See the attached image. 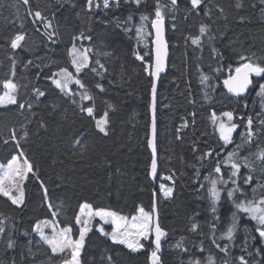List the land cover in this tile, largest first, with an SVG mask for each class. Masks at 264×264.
<instances>
[{"label":"trees","instance_id":"1","mask_svg":"<svg viewBox=\"0 0 264 264\" xmlns=\"http://www.w3.org/2000/svg\"><path fill=\"white\" fill-rule=\"evenodd\" d=\"M165 2L120 0L104 9L99 0L101 7L90 11L87 0H0V97L11 82L17 101L0 106V162L9 165L24 154L34 173L22 207L0 195V264H68L71 252L53 255L35 228L55 220L79 238L76 220L84 204L133 217L140 209L153 214L156 203L167 233L160 264H241V257L247 264H264L259 225L237 207L264 199V160L259 159L264 97L258 94L264 76H254L246 98L231 97L224 87L248 60L264 67V4L203 0L193 8L191 0H177L172 9ZM158 10L167 21L171 57L158 94L159 177L153 182V38L144 39L140 30L152 29ZM49 22L53 35L45 26ZM17 35L25 39L13 49ZM194 39L200 43L193 44ZM75 47L87 49L91 61L80 76L83 87L63 92L53 80L63 70L72 71ZM229 112L238 131L226 143L216 118ZM105 113L107 136L96 126ZM236 151L251 163L233 176L225 163ZM218 175L228 184L215 203L211 190ZM169 188L171 196L165 194ZM99 228L93 224L81 264H152L153 239L133 252L111 240V228ZM11 241L14 249L8 248Z\"/></svg>","mask_w":264,"mask_h":264},{"label":"snow or ice","instance_id":"2","mask_svg":"<svg viewBox=\"0 0 264 264\" xmlns=\"http://www.w3.org/2000/svg\"><path fill=\"white\" fill-rule=\"evenodd\" d=\"M24 4H28V0H23ZM136 4L139 5L142 0H135ZM203 0H191V5L193 8H199L200 5L202 4ZM111 3H115L116 5H119L120 0H103L102 3V7L104 9H108L110 7ZM171 3L173 5H175L177 3V0H171ZM261 3L264 4V0H261ZM87 4H88V8L91 11L93 7L99 9L101 7L100 3H94V0H87ZM237 7H240V5L238 4ZM35 17L37 19H44L40 12H36L35 13ZM144 19H147V17H144ZM163 22H164V16L162 14L161 11H156L155 12V21H154V27L156 28V44H157V49H156V63H155V70L154 72H151L150 75H154L155 79L158 80L160 73L163 72L165 70V59L167 56V44L163 41L162 38V31H163ZM47 28H51L52 25L49 22L48 24L45 25ZM141 32H143V29L140 30ZM207 29L202 27L200 29L201 34L206 33ZM83 35V34H82ZM25 39L24 35H17L15 37V39L12 41L11 43V47L13 49H17L21 47V42ZM88 39H91L90 37H88ZM193 44H199L200 41L198 39H194L192 40ZM80 50L73 48V63L77 65V72H79L81 70L82 67H88V56H87V50H84L83 54H79ZM137 59H143L140 56H137ZM243 59L248 60L247 57H244ZM29 63H31V61H29ZM100 67L102 68L103 65H100ZM149 67H152L151 65H149ZM236 73H237V79H236V85L235 87L232 86V82L231 81H225V84L229 86V91L233 92L235 95L239 96L241 95L244 91H246V89L248 88V86L252 83L250 77L254 74L255 76L259 77V76H264V67H261L259 64H256L254 61H250L248 60L247 63H245L243 65L242 68H237L236 69ZM243 73V75L241 76V74ZM57 75H64V76H68L70 74H68L66 71L64 73H58ZM204 80H207V77L203 78ZM56 86L58 88H61L63 90V85L61 84L60 80H54L53 81ZM76 83H79V81H75ZM4 87L10 89L9 93H5V95L3 97H0V106H4L5 104H16V98L14 95H12V93H15L16 91V85L14 83H7L4 85ZM81 87H83V85H81ZM260 91H259V95L261 97H264V84H261L260 86ZM103 90V89H101ZM38 96H43L44 93L43 92H39L37 93ZM88 99H91V97H87ZM23 107V106H22ZM155 107H156V86L155 84L152 87V111H153V121H152V133H153V140H152V149H153V153H155ZM87 114L89 116L93 115V109L91 107H89L87 110ZM229 121H231L233 119V115L232 113H225L224 114ZM262 124H264V121H261ZM252 125H253V121L251 118H248L247 120V127L249 129L248 132V136L252 137L255 134L251 131L252 129ZM96 126L99 130L100 133H102L103 135L107 136L109 135L108 132V126H109V121H108V114L105 113L103 119L97 120L96 121ZM184 127H187V124L184 125ZM220 130H221V137L222 139L225 140L226 143H231V132H233L235 130V126L232 127H228L227 125H225L224 123H220ZM13 135H15V132L13 131ZM249 142H251L249 140ZM5 143H7V141H5ZM77 143H79V141H77ZM207 155H211V153H208ZM18 159V158H17ZM232 157H229V160H231ZM259 159L264 160V153H261L259 156ZM17 161L13 160V162L11 164L8 165V172H6L4 174V176L2 178H0V195L6 196L12 204L17 205L18 207H22L23 206V202H24V193H23V189L22 186L17 187L16 185V181L20 180H26L27 179V174L32 172V165L28 164L27 165V171L21 173L19 167L15 168V170H13V166L16 165ZM25 163H27V161H25ZM156 161L155 159H153L152 161V174L153 176L155 175L156 172ZM232 167L235 169V171L232 173L233 176H236L237 173L239 172V167L236 164H232ZM216 172L219 173L220 172V168L217 167L216 168ZM34 174V173H33ZM252 180L251 176L247 177V181L246 182H250ZM7 181L8 187L5 186V182ZM11 187H17V195L13 196L12 192L9 190ZM45 193L47 192V189H44ZM172 193V189H167L166 190V195L167 196H171ZM212 194L215 198L218 199L219 197V193L216 192L215 190V186H213V190H212ZM229 195L231 196L232 193H229ZM255 204V206H253ZM264 200H260L258 202V204L256 202H253V204H248V205H237L238 208H240L241 211L244 212H250L251 213V218L257 221V224L261 226L262 229H264ZM85 209H89L88 215H96L99 216L101 219L105 220V223L109 222L107 219H105L106 217H111L113 218V220L115 221H124L125 223L127 222V218L126 217H119L116 215V213L114 212H104V211H100V212H95L92 213L91 212V205L89 204H84L81 209H80V214L81 216L85 215L84 210ZM140 213H141V217H143V220L141 223H136L135 221L137 220V218H133V223L126 228V230L122 233H120L119 235L114 232L112 234L111 239L113 240L114 243H118V244H125L130 250L132 251H139L140 250V246H139V239H148L149 236L151 235V229H150V221H151V217L148 216L147 213H144L143 209H140ZM76 222L79 224L81 223V220L79 217H77ZM45 226L46 227H51L50 224H48V222H45ZM120 224H117V228L119 229ZM135 229V235L137 237V239L135 241H130L128 239V236L131 233V230ZM101 231H103V229H100ZM2 229H0V234H2ZM35 231L37 232V234L40 236V238L45 241L49 247L51 248V252L53 255H62L64 253L65 250H71V261L69 262V264H80V255H81V250L83 249L84 246V239H85V234L86 231H88V229H83L80 232V237L79 240L77 241H73L70 239V237L67 235V233L71 232V228H66L60 231V233L58 234L59 239H57L56 236L53 237H49L47 235L44 234L43 229L41 228V226L38 224L36 225ZM259 231V236L261 238H264V230H260ZM25 235H27V233H25ZM167 233L163 232L159 225L156 224L155 225V239H154V243H155V249L152 251V264H160V256L158 255V253H160L161 251V238L166 236ZM233 237V232L232 229H229L228 234H227V239L231 240ZM177 247H179V245H177ZM8 248L9 249H14L15 248V242L11 241L8 243ZM224 251H227V249H224ZM12 264H15V261L12 262ZM197 264H199V262H197ZM241 264H247V261L244 260L243 257H241Z\"/></svg>","mask_w":264,"mask_h":264},{"label":"rangeland","instance_id":"3","mask_svg":"<svg viewBox=\"0 0 264 264\" xmlns=\"http://www.w3.org/2000/svg\"><path fill=\"white\" fill-rule=\"evenodd\" d=\"M95 1V0H94ZM99 0H96L94 3H98ZM169 5V7H171L173 9V4L171 3V0H168V2H165V5ZM163 8V7H162ZM165 19V18H164ZM152 25V24H151ZM47 28V27H46ZM143 32H142V36L145 37L146 36H150L153 38V33H152V29L148 28L146 25L143 26ZM47 31L50 35H53L52 33V27L51 28H47ZM76 49L80 50L79 54H83L84 50H87L85 48H78V47H75ZM87 56H88V66L90 64V61H91V58H90V54L87 50ZM73 59H74V56H73V49L71 51V65H72V71H69V70H63L59 73H64L65 71L70 74L68 76H64V75H57V77L54 79V80H60L61 81V84L64 86L63 87V90L61 88H59L61 91L63 92H68L70 93L71 92V88L72 86L74 85H78L81 87L82 82H81V79H80V76L82 75L83 71L87 68V67H82L81 70L79 72H77V65L73 63ZM53 80V81H54ZM79 81V83H76L75 81ZM56 85V84H55ZM10 92V89L6 88V93H9ZM16 93V91H15ZM15 93H12V95L15 96ZM87 97H90L89 95H87ZM16 98V97H15ZM87 100H90L87 98ZM5 105H10V104H5ZM225 113L219 115L217 118H216V124H217V127H218V131H219V134L221 136V130H220V123H224L225 125H227L228 127H232V126H235V130L233 132H231L230 136H231V139L232 137L234 136L235 132L238 131V126L235 124V117L233 115V119L231 121L228 120V118L224 115ZM103 119V118H101ZM97 120H100V119H97ZM109 121V120H108ZM108 129H109V126H108ZM107 129V130H108ZM232 157L231 160H229V157ZM227 160H226V166L229 167V168H232L233 171L231 173H233L235 171V169L232 167V164H236L238 167H239V171L241 170L242 167L244 166H249L250 165V159H247V158H243L239 153L238 151L234 152L233 154H231ZM18 158V159H17ZM17 158L15 159L17 161L16 165L13 166V170H15V168L19 167L21 173L23 172H26L27 171V165L29 164L27 158L24 156V154H21L19 156H17ZM25 161H27V163H25ZM13 162V161H12ZM11 162V163H12ZM10 163V164H11ZM8 165H4L0 162V178H2L4 176V174L6 172H8ZM33 173L30 172L27 174V179L26 180H23V181H20V180H17L16 181V185L17 187H20L22 186V189H23V193H24V202H23V205L25 203V199H26V183L28 181V178L29 176ZM221 173V171H220ZM239 174V172L237 173V175ZM228 182L223 178V175L221 176H217L213 181H212V190H213V186H215V190L216 192L219 193V197L218 199L215 198L214 196V199H215V203L216 202H219L222 197H223V190L220 189L222 185H227ZM5 186L8 187V184H7V181L5 182ZM17 187H11L9 190L12 192V195L15 196L17 195ZM211 190V191H212ZM228 193H234V190L232 189H229L227 191ZM240 193L243 195L245 193V191L243 189L240 190ZM213 195V194H212ZM3 196V195H2ZM254 196H259V192L255 191V195ZM6 197V196H4ZM7 198V197H6ZM260 200H264V199H259L258 201H255L257 204ZM248 205V204H253V202H241L239 205ZM17 206V205H16ZM255 206V204L253 205ZM18 207V206H17ZM261 207H264V206H261ZM240 210V208H239ZM241 211V210H240ZM85 212V215L81 216V214H79V218L81 220V223L78 224V226L80 227L81 230L83 229H88V231H86V234H85V239H84V246H83V249L81 250V255H82V252L84 250V247H85V241L87 239V237L90 235V233L93 231V224L95 223H98L100 228L99 229H103V231L101 232H104L105 231V228H111V235H110V238L112 237V234L114 232H116L118 235L122 232H124L126 230V228H128L132 223H133V218H137V220L135 221L136 223H141L142 220H143V217H141V213H140V210L138 212L137 215L133 216V217H126L127 218V222L125 223L124 221H115L113 220V218L111 217H106L105 219H107L109 222L105 223V220L104 219H101L99 216H96V215H91L89 216L88 215V212H89V209H85L84 210ZM91 212L92 213H95V212H100V211H96L92 206H91ZM104 212H107V211H104ZM244 212V211H242ZM144 213H147L144 211ZM245 214H247V216L251 218V213L250 212H244ZM149 217H151V221H150V229H151V235L149 236L148 239H139V246H140V250L139 251H142L144 249V242H148V241H151L153 239V229H154V215L153 214H150V213H147ZM119 216V215H117ZM120 217V216H119ZM254 220V219H252ZM255 222H257L256 220H254ZM45 222H48V224L51 225V227H46L45 226ZM117 224H120V227L119 229L117 228ZM39 225L41 226V228L43 229L44 231V234L49 236V237H53V236H56L57 239H59V236L58 234L60 233L61 230H63L62 228H60L57 224V222L55 220H49V221H43L41 223H39ZM259 228L260 230H264L261 228V226L259 225ZM135 232L136 230L135 229H132L131 230V233L130 235L128 236V239L130 241H135L137 239L136 235H135ZM37 233V232H36ZM67 235L70 237L71 240L73 241H77L79 240V238H76L75 235H74V231L73 229L71 228V232L70 233H67ZM112 240V239H111ZM113 241V240H112ZM118 244V243H117ZM122 246H125L126 248H128L125 244H120ZM129 249V248H128ZM67 251H70L71 250H65L64 252H67ZM132 251V250H131ZM139 251H135V252H139ZM134 252V251H133ZM81 255L79 257L80 259V264H81ZM69 264V263H68Z\"/></svg>","mask_w":264,"mask_h":264},{"label":"water","instance_id":"4","mask_svg":"<svg viewBox=\"0 0 264 264\" xmlns=\"http://www.w3.org/2000/svg\"><path fill=\"white\" fill-rule=\"evenodd\" d=\"M155 21V20H154ZM154 21L152 22V33H153V39H152V47H153V64H152V72H154L155 70V63H156V49H157V44H156V28L154 27ZM163 31H162V38L163 41L167 44V56L166 59L164 61L165 63V70L163 72L160 73L159 79L156 80L154 75H152V79H153V85L155 84L156 86V107H155V153H153V149H152V140H153V133H152V124H151V135H150V148H151V152L153 154V159H155L156 161V172L155 175L153 176L152 174V168H151V177L153 182H156L158 180L159 177V157H158V142H157V137H158V121H157V117H158V94H159V88H160V84L161 81L163 79V77L167 74L168 70H169V62H170V57H171V51H170V45L168 42V29H167V21L164 19L163 22ZM243 75V73L241 74V76ZM254 74L250 77L252 83L248 86V88L246 89V91H244L241 95L237 96L235 95L233 92L229 91V86L228 85H224L226 92L235 98H246L248 97V95L251 93V91L254 88L255 85V81H254ZM236 79H237V73H235L233 76H231L229 79H227L226 81H231L232 82V86L235 87L236 85ZM151 118L153 121V111H152V104H151ZM154 229H153V240L155 239V225L158 224L160 229L161 228V221H160V215H159V209H158V205L156 203L155 208H154ZM155 244V243H154ZM163 250V237L161 238V251L160 253H158V255H160L162 253Z\"/></svg>","mask_w":264,"mask_h":264},{"label":"bare ground","instance_id":"5","mask_svg":"<svg viewBox=\"0 0 264 264\" xmlns=\"http://www.w3.org/2000/svg\"><path fill=\"white\" fill-rule=\"evenodd\" d=\"M152 51H153V47H152ZM226 91V90H225ZM227 93V92H226ZM228 94V93H227ZM229 95V94H228ZM230 96V95H229ZM232 97V96H231Z\"/></svg>","mask_w":264,"mask_h":264}]
</instances>
